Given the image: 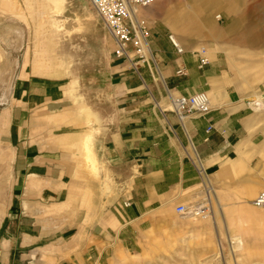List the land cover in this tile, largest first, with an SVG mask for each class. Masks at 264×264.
Wrapping results in <instances>:
<instances>
[{"label": "crops", "instance_id": "0c3cea01", "mask_svg": "<svg viewBox=\"0 0 264 264\" xmlns=\"http://www.w3.org/2000/svg\"><path fill=\"white\" fill-rule=\"evenodd\" d=\"M170 36L166 27H151V53L169 93L207 92L213 99L207 115L184 124L173 112L162 116L157 110L156 102L166 101L162 83L135 55L117 58L113 95L98 96L97 103L78 106L75 100L85 97L70 99L61 90L34 83L20 90L19 111L8 113L17 135L2 142L11 154V173L3 177L9 188L0 185V264H90L88 247L98 238L95 230L116 242L135 222L156 223L160 209L202 199L206 182L225 200H248L264 188V136L256 131L255 116L243 108L245 102L237 104L233 92L215 88L223 80L218 63L209 57L210 64L200 68L198 55L179 54ZM39 113L52 121L59 117L57 124L39 122ZM88 136L94 160L105 170L102 175L115 182L114 201L122 200L119 193L125 189L131 191L126 200H131L132 216L48 213L71 191L86 190L81 144ZM64 219L66 235L59 248L34 246L42 240L47 247L44 241L58 233L51 225ZM110 223L120 227L104 226ZM64 254L69 258L59 262Z\"/></svg>", "mask_w": 264, "mask_h": 264}, {"label": "rangeland", "instance_id": "374dc122", "mask_svg": "<svg viewBox=\"0 0 264 264\" xmlns=\"http://www.w3.org/2000/svg\"><path fill=\"white\" fill-rule=\"evenodd\" d=\"M251 1L244 0V9L237 8V14L228 10L233 0H213L214 8L206 12L194 7L195 3L201 6L204 0H156L152 7L137 9L136 13L149 21L150 27H166L173 36L175 31L168 19L170 14H185L187 23L184 27H190L192 18L190 37L181 46L185 51H192L196 58L201 49L208 50L212 63H218L223 72V80L215 88L224 87L233 92L239 98L237 104L247 103L243 108L255 116L258 121L256 131L264 136V53L246 44L251 37L264 35V31L257 28L264 27V15L262 8L253 13L247 11ZM196 27H205L204 32ZM187 30L182 31L187 34ZM106 31L88 0H64L61 9H57L52 0H0V185L9 188L3 177L11 173V154L2 142L4 138L17 135L8 123V113L19 111L20 90L34 83L61 90L70 99L85 97L75 100L78 106L97 103L98 96L112 97V84L116 79L114 67L119 57L112 37ZM211 32L220 36H210ZM158 68L153 57V65L148 69H153L165 91L166 101L156 102L157 110L164 116L172 112L170 98L173 94L169 93ZM208 94L213 101L212 95ZM255 101L262 104L260 111L248 105ZM37 119L51 124L59 117H53L52 121V117L39 113ZM68 119L72 120L63 117L64 122ZM81 158V167L89 178L86 190L71 191L66 201L48 213L54 216L86 212L91 218L102 214L108 219L120 214L132 216L131 200H126L131 191L124 185L125 190L119 193L122 200L114 201L118 192L111 176H103L105 170L94 160L86 161L83 154ZM263 190L252 194L248 200H225L217 192V201L213 199V219H182L184 217L176 213L174 206L160 209L156 213L159 217L155 219L156 223L138 221L123 229L121 239L116 242L110 236L103 238L95 230L94 235L98 238L89 241L87 258L90 264H264V211L254 206ZM205 197L204 191L202 199L180 205H194ZM104 226L120 227L112 223ZM51 229L58 233L44 241L49 245L43 246L39 240L34 246L45 250L59 248L66 235L62 234L66 231L65 219L52 224ZM108 235L114 236V233L108 231ZM238 241L243 247L234 253ZM68 258L66 254L59 255V262Z\"/></svg>", "mask_w": 264, "mask_h": 264}, {"label": "built area", "instance_id": "2783aa9c", "mask_svg": "<svg viewBox=\"0 0 264 264\" xmlns=\"http://www.w3.org/2000/svg\"><path fill=\"white\" fill-rule=\"evenodd\" d=\"M98 17L104 24L105 29L113 38L116 45L118 57H129L135 55L139 64L151 67L153 56L151 53V27L145 19L138 17L137 9H147L152 7L156 0H88ZM179 54L184 52L182 46L174 41L170 36ZM200 68L210 64L208 50L203 48L197 53ZM182 75L183 71L179 70ZM172 112L178 117L181 123H185L193 116L207 115L211 110V98L208 93L200 92L192 96L172 95L170 98ZM212 127L207 129L210 134ZM205 199L190 206L180 205L176 213L180 216H190L196 218H207L214 214V200L211 195L214 190L209 182L204 183ZM257 209L264 211V190L260 192L254 201Z\"/></svg>", "mask_w": 264, "mask_h": 264}, {"label": "bare ground", "instance_id": "6f19581e", "mask_svg": "<svg viewBox=\"0 0 264 264\" xmlns=\"http://www.w3.org/2000/svg\"><path fill=\"white\" fill-rule=\"evenodd\" d=\"M52 2L55 4V6H57V9H61L63 7V3L64 0H52ZM243 4H244V0H233L232 4L228 6V10L230 13H234L237 14L236 9L237 8H243ZM155 5V4H154ZM214 3L213 0H204V3L201 6H198L196 3L194 4V7L197 10H200L201 12H206L208 10L213 9L214 7ZM260 8L263 9V15H264V0H252L251 1V5L248 7V10L250 13L255 12L256 10H259ZM244 9V8H243ZM168 19L172 22V27H174V31H175V35L174 37V41L181 46V43L185 40L188 39L190 37V29L193 27L191 25V23H193V19L190 18V27H184V25L187 23V17L185 14L181 13V12H174L172 14H170V16L168 17ZM197 21V20H196ZM185 28H188L187 30V34H185L182 30H185ZM197 29H199L200 31L204 32V28L205 27H196ZM245 29V27H242ZM258 29H261L262 31H264V27H257ZM247 29H253V27H247ZM180 31V32H178ZM210 36H214V37H219L220 34L216 33V34H209ZM191 41H193V39H191ZM238 42V41H237ZM242 43L244 44V42L242 41ZM240 44V43H239ZM249 47H251L252 49H258V51L264 53V35L261 34L256 37V35L254 37H251L250 40H248V42L246 43ZM264 56V54H263ZM261 98V95L258 96V99ZM260 100V99H259ZM258 101L255 102H250L248 105L251 107H255V111H260V106L262 104L258 103ZM257 105V106H256ZM92 140V136H88L86 139H84V142L81 144V151L82 154L84 155V159L86 161H92L93 162V153L91 150V141ZM92 155H91V154ZM96 162V160H94ZM91 163V162H90ZM98 164V163H97ZM90 167V166H88ZM211 199H214L217 201V196L214 193L213 195H211ZM215 212V211H214ZM213 216V214H212ZM211 217H208V219H213ZM184 218L182 219H189L191 220V218L194 219H202V218H196V217H190V216H183ZM207 219V218H204ZM237 246L238 249L236 250L234 247V253L241 251V247H243V244L241 241L237 242ZM137 264H144V263H137Z\"/></svg>", "mask_w": 264, "mask_h": 264}]
</instances>
